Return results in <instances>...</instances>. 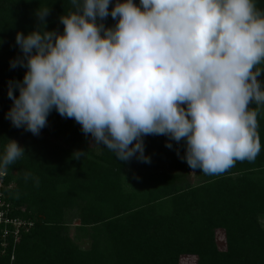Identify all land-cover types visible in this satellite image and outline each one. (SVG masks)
I'll return each mask as SVG.
<instances>
[{
  "label": "clouds",
  "instance_id": "9594fccd",
  "mask_svg": "<svg viewBox=\"0 0 264 264\" xmlns=\"http://www.w3.org/2000/svg\"><path fill=\"white\" fill-rule=\"evenodd\" d=\"M110 2L70 0L73 10L59 17L62 33L45 30L49 7L39 6L37 29L16 33L22 55L10 67L26 71L7 82L12 126L39 135L55 109L120 161L150 162L145 135L183 141L180 158L207 175L254 160L264 105V9L257 0H115L109 10ZM108 16L116 22L105 27ZM24 154L8 139L0 176Z\"/></svg>",
  "mask_w": 264,
  "mask_h": 264
},
{
  "label": "trees",
  "instance_id": "16d2710c",
  "mask_svg": "<svg viewBox=\"0 0 264 264\" xmlns=\"http://www.w3.org/2000/svg\"><path fill=\"white\" fill-rule=\"evenodd\" d=\"M39 6L49 7L45 30L62 33L59 17L73 10L70 0H0V153L8 139L25 149L0 176L1 192L10 216L33 224L21 231L13 262L12 245L3 253L0 235V264H180L183 256L196 257L197 264H264V105L255 159L211 175L190 168L180 158L183 141L164 135L143 137L145 163L120 161L55 109L39 135L16 128L5 118L12 105L7 82L21 81L26 68H12L10 61L22 55L16 33L37 29ZM257 7L264 9V0ZM102 22L109 27L116 21L108 16ZM258 79L264 81V71ZM77 151L83 152L79 158L73 157ZM190 172L200 181L191 182ZM25 173L32 176L26 180ZM72 212L85 247L69 235L65 218Z\"/></svg>",
  "mask_w": 264,
  "mask_h": 264
},
{
  "label": "built area",
  "instance_id": "2783aa9c",
  "mask_svg": "<svg viewBox=\"0 0 264 264\" xmlns=\"http://www.w3.org/2000/svg\"><path fill=\"white\" fill-rule=\"evenodd\" d=\"M4 188V183L2 179H0V235L2 239L1 248L3 249L2 252L4 253L6 248L10 247V244L12 245V260L14 259V250L17 243L19 242L21 231L23 229L26 231L29 230V228H31L33 224L31 222H25L10 216V205L5 201V196H3V193L1 192V190H3Z\"/></svg>",
  "mask_w": 264,
  "mask_h": 264
},
{
  "label": "rangeland",
  "instance_id": "374dc122",
  "mask_svg": "<svg viewBox=\"0 0 264 264\" xmlns=\"http://www.w3.org/2000/svg\"><path fill=\"white\" fill-rule=\"evenodd\" d=\"M6 174V173H5ZM188 177V179L193 182V183H197L200 181V176L199 175H196L194 174V172H190V174L186 175ZM10 185H14V182L10 183ZM67 224H68V232H69V235L70 237L72 238V240H76L79 245H82V246H86L87 245V240L85 239H82L81 237H77L78 234L76 233V227L78 226L80 220L77 216V214L74 212H72V214H68L65 218ZM81 238V239H79ZM218 241L220 243V245L223 243V235L222 233H219L218 234ZM20 242V240H19ZM19 242L17 243V245L19 244ZM16 245V246H17ZM14 259H15V255H14ZM14 259H12L11 261L13 262ZM180 264H197V258L196 257H193V256H183L180 260Z\"/></svg>",
  "mask_w": 264,
  "mask_h": 264
}]
</instances>
